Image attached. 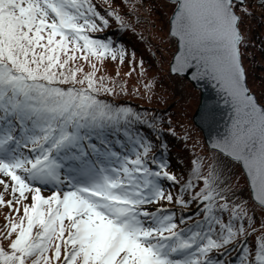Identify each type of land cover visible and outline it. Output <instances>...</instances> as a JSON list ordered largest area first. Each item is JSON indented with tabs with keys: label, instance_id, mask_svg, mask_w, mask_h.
<instances>
[{
	"label": "snow or ice",
	"instance_id": "snow-or-ice-1",
	"mask_svg": "<svg viewBox=\"0 0 264 264\" xmlns=\"http://www.w3.org/2000/svg\"><path fill=\"white\" fill-rule=\"evenodd\" d=\"M244 3L175 4L170 35L179 54L170 72L211 79L231 112L210 162L192 161L203 187L195 190L189 179L174 201L163 181H180L150 155L153 145L138 128L144 118L101 98L118 93L98 65L123 63L128 53L94 34L110 17L124 28L123 16L115 9L102 14L93 0H0V207L9 209L0 226V264H227L218 256L238 244L237 264H264V225L257 234L247 201L239 202L223 178L238 163L252 209L264 215V103L247 86L237 12ZM139 65L143 72V60ZM161 201L196 203L202 218L179 228Z\"/></svg>",
	"mask_w": 264,
	"mask_h": 264
},
{
	"label": "rangeland",
	"instance_id": "rangeland-1",
	"mask_svg": "<svg viewBox=\"0 0 264 264\" xmlns=\"http://www.w3.org/2000/svg\"><path fill=\"white\" fill-rule=\"evenodd\" d=\"M130 1L135 2V9L134 3L130 4L131 6H126L123 1V5L121 3L118 6V11L123 13L126 9L127 12H132L129 14L130 18L139 14L147 18L138 26V29L149 42L150 47L155 50V60L148 61V67L143 65V72L138 66L131 75H127L132 69L131 67L125 64H116L112 60H105L103 65H98L101 69L100 73L109 74L108 76L114 78L117 84L124 86L125 93H120V88L117 86L118 94L114 95L115 97H126L127 101L138 102L145 106L150 113L157 108L161 110L159 112L161 116H164V120L166 117L171 118L169 122L174 125L175 134L177 137H184L188 145V151L184 155L188 165L191 164L194 168L192 161L198 158L207 164L215 153L213 149L208 147L202 130L193 121V115L200 102V91L185 77L172 75L170 72L171 59L177 50V40L169 34L170 16L175 6L172 7L167 3V0ZM154 7L160 8L163 13L156 12ZM242 7H246L248 13H243ZM237 12L243 16L240 28L245 40L241 45V51L246 72L252 78L250 81L248 78V83L250 82V89L256 92L259 101L264 103V55L262 56L258 49L260 39L255 35L257 30H260L264 35V3L259 4L258 0H245L243 6L237 5ZM254 14L260 15L261 18L255 17ZM259 19L263 20L262 25L258 24ZM170 37L174 38L175 41H172ZM136 62L139 63L138 60ZM116 73H119L118 77ZM173 130L169 131L173 133L172 135H174ZM203 171L206 174V168ZM175 174L181 182L185 180L186 175ZM223 178L227 181L228 186L236 192L239 202L247 201L246 207L249 208V214L254 215L255 223H253L263 222L264 224V215L261 214L259 207L252 209V201L249 199V184L246 182L241 166L238 163H233L224 170ZM47 190V188H43V195L51 194V190ZM170 192L174 195L173 190ZM171 204L173 203L161 201V205L164 207H170ZM156 207L158 205L154 204L150 206V209L154 210ZM259 232L257 231V234ZM254 237L256 238V234Z\"/></svg>",
	"mask_w": 264,
	"mask_h": 264
},
{
	"label": "trees",
	"instance_id": "trees-1",
	"mask_svg": "<svg viewBox=\"0 0 264 264\" xmlns=\"http://www.w3.org/2000/svg\"><path fill=\"white\" fill-rule=\"evenodd\" d=\"M124 5L131 6L130 4H133V7L135 9L136 5L134 1L130 0H123ZM122 0H109V3H105V0H93V2L97 5L98 10L102 11V14L107 13L111 11L112 9H115L116 12H118L121 16H123L125 20L126 26L124 28H121L119 22L115 20V17H110V24L109 26L105 27L102 32L95 33L94 35L97 36L100 39L104 40H111L113 42L114 47H123L128 53V56L125 58L123 63H120L118 60L115 61L116 64H125L126 66H129L133 68H137L139 63L136 62L135 65H133L132 61V53H135V61L138 60L139 62L143 60V65L148 67V61L152 62L155 60V50L150 47L149 42L143 37L142 33L139 32L141 30L138 29V26L147 18H145L142 14L135 15L133 18L129 17V14L132 12H127L126 9H124L123 13H120L118 11V6L122 3ZM167 3H169L172 7L175 6L176 2L167 0ZM154 10L156 12H162L163 11L160 8H155ZM255 17L260 15L254 14ZM262 19H259L258 24L262 25ZM256 37L260 39L259 42V51L261 55H264V35L260 32V30H257L255 33ZM172 41H175L174 38L170 37ZM249 43V42H248ZM248 46V44H246ZM153 50H152V49ZM261 56V57H262ZM106 60H111L106 59ZM113 61V60H112ZM83 63V61H81ZM150 65V64H149ZM85 70H90L89 66L87 64L84 65ZM101 72V71H100ZM247 73V72H246ZM99 75H104L103 73H100ZM109 75V74H108ZM111 77V76H109ZM249 78V81L252 79L251 75L247 73V79ZM121 84H117L119 87ZM250 85V82H249ZM125 93V92H124ZM102 99L107 100L110 103H113L115 105L120 106H126L131 107L135 111L139 112L141 116L146 121L143 125H138V128L140 130V135L144 136L146 139L150 140L153 147L151 150L152 156H155L157 161H165L168 164L167 170L171 173H180L184 174L185 180L183 182L180 181L179 184H174L171 181H163V187L166 191L173 190L174 192V201L177 195L179 194L180 187L186 183L189 179H193L196 188L195 190H199V188L203 187V182L201 181H195V178L192 176V169L193 166L188 165L185 161L184 155H186V151H188V145L186 144V140L184 137H177V135L174 132V125L170 124L171 118L166 117L164 120V116H161L160 112L161 110L157 109L150 113L149 110L143 105H141L138 102L133 101H127L126 97L117 98L115 96H102ZM132 102V103H131ZM170 130H173L174 135H172V132H169ZM163 144V147L161 146ZM117 151H120L119 146H117ZM186 173V174H185ZM0 187V192H2ZM237 196V195H236ZM10 197L8 195H5V199H9ZM189 198V194H185V199ZM232 199H235V197H231ZM198 207V204L192 203L187 208H181V206L178 203L173 202L171 207H168L169 209H172L175 212L176 216V223L178 224L179 228H186L194 223L195 220L201 219V216L195 215V210ZM9 209L7 207H0V226H3L5 224V217L8 215ZM185 217V222H180V217ZM224 219H228V214H224ZM255 220L253 219L252 224L256 227L257 231L261 230V226L264 225L263 222L259 224H254ZM245 226L247 227V222L245 223ZM256 240L254 235H252L248 240V245H252L253 242ZM241 245L238 244L236 246V249L228 252L224 255H219L218 258L226 261L227 264H237V252L240 250ZM220 252H223V249L220 250ZM214 256H217V253H213Z\"/></svg>",
	"mask_w": 264,
	"mask_h": 264
},
{
	"label": "water",
	"instance_id": "water-1",
	"mask_svg": "<svg viewBox=\"0 0 264 264\" xmlns=\"http://www.w3.org/2000/svg\"><path fill=\"white\" fill-rule=\"evenodd\" d=\"M176 1L177 0H173ZM261 3V0H258ZM174 12L170 17V25ZM170 34V30H169ZM172 36V35H171ZM174 37V36H173ZM177 40L178 38L175 37ZM179 41L177 42V50L172 57L170 66L174 63V56L178 55ZM175 75V73H172ZM187 78L196 88L200 90V103L193 115L194 123L203 131L206 143L212 149V142L223 137L230 124L231 109L224 103V95L220 92L215 82L209 78L193 80L191 72L186 74H178ZM248 86V84H247ZM249 87V86H248ZM255 95V93L251 92ZM256 96V95H255ZM244 171V170H243ZM245 173V171H244Z\"/></svg>",
	"mask_w": 264,
	"mask_h": 264
}]
</instances>
